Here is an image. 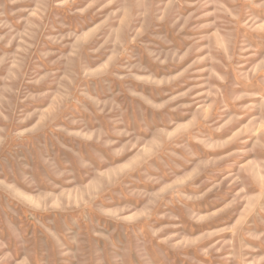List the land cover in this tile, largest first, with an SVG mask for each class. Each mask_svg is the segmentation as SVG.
I'll use <instances>...</instances> for the list:
<instances>
[{
  "label": "rangeland",
  "instance_id": "rangeland-1",
  "mask_svg": "<svg viewBox=\"0 0 264 264\" xmlns=\"http://www.w3.org/2000/svg\"><path fill=\"white\" fill-rule=\"evenodd\" d=\"M0 264H264V0H0Z\"/></svg>",
  "mask_w": 264,
  "mask_h": 264
}]
</instances>
